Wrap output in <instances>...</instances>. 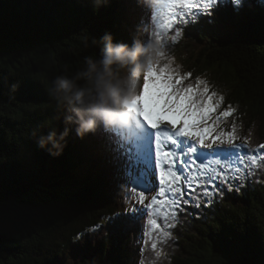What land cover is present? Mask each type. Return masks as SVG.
Instances as JSON below:
<instances>
[{"label":"trees","instance_id":"trees-1","mask_svg":"<svg viewBox=\"0 0 264 264\" xmlns=\"http://www.w3.org/2000/svg\"><path fill=\"white\" fill-rule=\"evenodd\" d=\"M146 5L0 0V264H148L140 226L112 219L127 203L126 183L118 181L125 157L114 148L120 131L83 139L73 131L60 156L39 148L33 136L62 130L49 81L98 53L94 40L108 32L117 42L148 41L143 19L158 5ZM183 28L169 52L191 72L189 84L205 79L223 107L235 109L219 127L231 132L235 124V142L247 145L242 152L257 153L264 143V0H221L212 16ZM113 151L110 162L105 155ZM230 186L209 205L178 213L176 246L159 264H264V177Z\"/></svg>","mask_w":264,"mask_h":264},{"label":"snow or ice","instance_id":"snow-or-ice-1","mask_svg":"<svg viewBox=\"0 0 264 264\" xmlns=\"http://www.w3.org/2000/svg\"><path fill=\"white\" fill-rule=\"evenodd\" d=\"M220 2L221 0H191L186 5L192 10L191 15H185L181 19V26L187 23H196L201 16H212L213 9ZM232 2L238 6L241 0H232ZM155 3L158 6L152 14V19L157 30L153 35L155 41L163 49V37L179 14L173 12L176 7L175 3L169 2L163 7L159 6L160 0H155ZM201 7H203V11L200 10ZM180 34L181 29L177 28L176 36L178 37ZM164 55L165 53L162 51L160 58ZM158 62L159 59L154 63L150 62L143 75L145 92L149 89L150 79L162 82L164 91L159 95L166 98L163 108L156 113L158 119L155 122L149 119L142 107L143 95H137L132 107L142 122V130L132 136V139L127 143L122 141L115 143V150L120 151L121 155L125 157L126 173L130 178V183L122 185V188L127 190L122 198L127 202L125 213H116L112 219L123 217L129 224L139 225L141 238L144 235H149L143 231V220L146 216L149 217L148 224L151 225V229L156 230L157 222L151 217L163 216L165 222H168L170 218L178 219V213L186 210L183 206L193 203L190 198L196 194V190L190 191V184L182 186L175 182L180 181L181 175L190 171L196 161L203 162L214 158L216 164L221 165L222 161L226 163L234 158L243 159L244 156L240 150L247 147L246 144L235 142L238 139L235 135V124H233L231 132H226L219 127L220 124L228 123L227 118L233 115L235 109L231 105L221 108L224 100L222 96L213 103V98L217 93L210 91L207 81L197 78L195 86L192 84L183 86V81L191 76V72L180 76L167 64L162 68L158 67ZM201 85L203 87H200ZM167 112L182 117V126L162 134L157 130L158 125L162 123L159 117ZM209 113H214V117ZM189 120L191 123L188 122ZM209 120H212V123H209ZM189 128L193 129L196 134L193 135L188 130ZM205 137L208 139L205 140ZM259 148L264 149V143L260 144ZM252 159L255 160V156ZM201 167H203V163ZM178 172L181 175H178ZM237 178L231 177V179ZM157 179L159 185L156 183ZM184 179L185 182L188 181L187 176ZM229 179L227 170L223 167L220 168L215 172V176H208L207 183L211 187L203 186L202 195L204 197L215 196L217 193L222 195L223 185ZM217 182L221 187H217ZM157 187L159 188L158 194L153 195L151 201L146 203L145 194L154 192ZM229 190H232L231 186ZM158 197H167V199L159 200ZM165 208H169L170 211H164ZM83 235L84 233H80L77 238L79 239ZM168 236L169 233H163L165 241ZM156 247L157 245L153 243L152 248Z\"/></svg>","mask_w":264,"mask_h":264},{"label":"clouds","instance_id":"clouds-1","mask_svg":"<svg viewBox=\"0 0 264 264\" xmlns=\"http://www.w3.org/2000/svg\"><path fill=\"white\" fill-rule=\"evenodd\" d=\"M94 8L108 0H91ZM150 4L154 0H139ZM98 53L85 56L75 71L65 69L54 76L48 88L49 95L60 110L58 119L63 128H50L46 134L33 132L37 146L52 156H60L67 146L68 137L83 139L98 130L120 131L132 137L142 130V122L132 107L141 79L149 63L156 62L163 51L154 40L143 41L138 36L132 42L115 41L106 32L99 40ZM20 84H12L11 92L19 90Z\"/></svg>","mask_w":264,"mask_h":264},{"label":"rangeland","instance_id":"rangeland-1","mask_svg":"<svg viewBox=\"0 0 264 264\" xmlns=\"http://www.w3.org/2000/svg\"><path fill=\"white\" fill-rule=\"evenodd\" d=\"M167 3H169V2H167ZM148 8H149V6H147L146 9L148 10ZM173 12L176 13L174 10H173ZM143 21H144V24H145V28L147 29L148 28V24H149L147 22V17H144ZM179 24H180V19H179L178 16H176L172 27L169 28L167 33L164 35V38H167V42L170 44L169 47L175 46V44H176V40L177 39H176L175 36L171 35V33L174 30H176V28L178 27ZM173 37H175V39H173ZM168 53H170L169 60H168ZM175 53H176V51H174L172 53V52H169V49H166V54H165L164 58L169 61V66L173 70L178 72L180 74V76H185L186 73L180 67L179 58L176 56ZM151 82H152V84H151ZM150 84L151 85L149 86L148 91L144 94V97H143V100H142V107H143V109L145 111V114H149V112H150V114L148 115L149 119H151L153 122H155V120L157 119L156 113L160 109L163 108L162 106H163V103H164V99L166 97H161L159 95L160 92L164 91L162 82L160 80H152V79H150ZM183 86H185V85H183ZM200 87H203V85H201ZM156 93H157V95H156ZM137 94H139V95L143 94L142 88L138 89V93ZM217 100H219V97L218 96L214 97L213 98V103H215ZM167 113H172V112H167ZM209 114H211V113H209ZM169 115H171V114H169ZM172 115H173L172 117H166L167 121L162 119L163 122L161 123V125H164V126H162V127L157 129L162 134L164 132L173 131V129L176 128V126H177L176 125V121L179 118H181V117L178 116V115L176 116L174 114H172ZM125 139L128 140L129 138H125ZM104 143H105V147L109 148L108 146H111L112 142H111V140H109V142L107 143L106 140L104 139ZM109 155H111V153ZM263 159H264V157L262 158V155H257L255 157V160H253V159L251 160V166L253 168H255V173L256 174L258 173L260 175H264V163H263L264 160ZM207 163H208V160H207ZM230 165H231V167H229V169L233 168V167L236 168L235 169V174H237V175L241 174V172H242V174L245 175L246 174V168H244V167L250 166V165H248V162H246V161L245 162L244 161H239V162H236V163H232ZM237 169H239V172H237ZM194 171L197 172V167L196 166L191 168L189 175H186L188 177V181L185 182V179L182 178L179 183L182 186L184 184L186 185L188 183L197 192L198 189H203V186H205V185L208 186V183H207V179L202 178L201 176H199L198 179H195V177H193L194 175L192 174V172H194ZM203 173L207 177L210 175L208 173V171H205V172L203 171ZM211 176H213V175H211ZM121 180L122 179H118V181H121ZM128 180H129V183H130V179H128ZM157 182H158V185H159V180L158 179H157ZM124 183H125V181H124ZM217 186L219 187V185H217ZM122 192H125V190H123ZM151 194H154V193L152 192ZM151 194L150 193L145 194V202L147 200H148V202L151 201V198H150ZM194 196H196V194ZM200 196H202V195H197L198 198H196V197L195 198H192V197L190 198L193 202L195 201L193 204L200 205L202 203H205L204 200H207V202L211 201V197H205L204 198V196H203V200L197 201L200 198ZM186 198H189V197H186ZM164 211H170V209L169 208H165ZM151 218L156 220L157 229L156 230H152L151 229V225L148 224L149 217H147V219H146L147 222L145 223L144 232L149 233V235H144L143 236V244L146 247L145 250H146V253H147L145 260L147 261V256L150 253L151 255L149 256L150 259H149L148 264H159L162 261H166L167 260V257H165V256L167 255L168 251H170L171 249H173L176 246L174 244L173 239H171V232H170L173 224L176 222V219L170 218L168 222H165V220L163 219V216H153ZM169 225H171V226H169ZM165 232L169 233V236L167 237L166 241L163 238V233H165ZM153 243H155L157 245V247L155 249L152 248V244ZM171 244H173V246H171ZM159 253H161V254H159ZM156 255H157V258H155Z\"/></svg>","mask_w":264,"mask_h":264},{"label":"bare ground","instance_id":"bare-ground-1","mask_svg":"<svg viewBox=\"0 0 264 264\" xmlns=\"http://www.w3.org/2000/svg\"><path fill=\"white\" fill-rule=\"evenodd\" d=\"M152 4H154V3H150V4H149V7L152 6ZM152 9H153V8H152ZM147 22L149 23V16H148V20H147ZM74 25H75V24H74ZM30 30H31V29H30ZM86 37H87V36H86ZM64 43H65V42H64ZM82 43H84V42H82ZM76 46H77V45H76ZM78 46H79V45H78ZM73 48H74V47H73ZM93 49H94V48H93ZM76 50H77V49H76ZM77 53H78V52H77ZM82 53H83V52H82ZM82 53H81V54H82ZM75 58H76V57H75ZM57 60H58V59H57ZM64 60H65V59H64ZM67 61H68V60H67ZM240 76H241V75H240ZM246 78H247V77H246ZM156 95H157V93H156ZM110 132L113 133L112 131H110ZM115 132H117V134H118V131L115 130ZM115 132H114V133H115ZM108 136H109V135H108ZM117 137H118V136L113 137V141H115L114 139H116ZM209 176H210V175H209ZM249 183H250V182H249ZM259 193H260V192H259ZM233 195H234V194H233ZM204 201H205V203H202V204H200L199 206H201V205H202V206H203V205H204V206H207V205H209V204L212 202V201L207 202V200H204ZM240 203H241V202H240ZM249 203H250V202H249ZM229 204H230V203H229ZM192 205H195V204H192ZM245 205H246V204H245ZM246 206H247V205H246ZM183 207H184V206H183ZM217 211H218V210H217ZM250 216H251V215H250ZM145 218H146V217H145ZM145 218H144V219H145ZM237 219H238V218H237ZM226 220H227V219H226ZM143 221H144V220H143ZM248 222H249V221H248ZM174 225H175V223L173 224V226H174ZM136 227H137V226H136ZM180 232H181V231H180ZM182 233H183V232H182ZM181 235H182V234H181ZM263 245H264V244H263ZM213 255H214V254H213ZM222 256H223V255H222ZM219 259H220V258H219ZM216 261H217V260H216ZM209 262H210V261H209Z\"/></svg>","mask_w":264,"mask_h":264}]
</instances>
